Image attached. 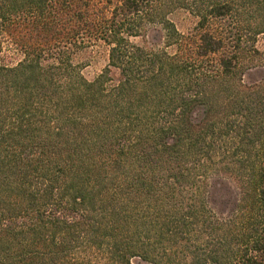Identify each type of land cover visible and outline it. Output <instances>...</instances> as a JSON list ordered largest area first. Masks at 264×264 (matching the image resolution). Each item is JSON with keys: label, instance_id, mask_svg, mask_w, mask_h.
Returning a JSON list of instances; mask_svg holds the SVG:
<instances>
[{"label": "trees", "instance_id": "obj_1", "mask_svg": "<svg viewBox=\"0 0 264 264\" xmlns=\"http://www.w3.org/2000/svg\"><path fill=\"white\" fill-rule=\"evenodd\" d=\"M260 34L264 0H0V264H264Z\"/></svg>", "mask_w": 264, "mask_h": 264}, {"label": "rangeland", "instance_id": "obj_2", "mask_svg": "<svg viewBox=\"0 0 264 264\" xmlns=\"http://www.w3.org/2000/svg\"><path fill=\"white\" fill-rule=\"evenodd\" d=\"M171 21L174 23L176 29L186 34L191 32L195 26L196 19L186 10L178 9L169 15ZM130 42L139 45L145 49H161L164 47V31L160 26H151L147 32L136 38H131ZM256 47L259 52L264 51V34H260L256 38ZM2 56L5 61L14 63L16 59L13 48L4 47ZM73 64L79 66L80 74L86 80L91 81L98 75L107 64V51L103 46H95L84 51L78 52L74 55ZM260 79H264V67L255 68L246 71L243 76L245 84L254 83ZM229 184H224L222 181H212L208 192V204L217 213H226L232 205L235 193L234 188ZM132 264H152L140 259H132Z\"/></svg>", "mask_w": 264, "mask_h": 264}]
</instances>
